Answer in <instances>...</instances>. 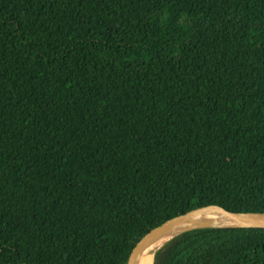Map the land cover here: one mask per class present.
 I'll use <instances>...</instances> for the list:
<instances>
[{
	"label": "trees",
	"instance_id": "1",
	"mask_svg": "<svg viewBox=\"0 0 264 264\" xmlns=\"http://www.w3.org/2000/svg\"><path fill=\"white\" fill-rule=\"evenodd\" d=\"M208 205L264 214V0H0V264H128ZM153 264H264V229Z\"/></svg>",
	"mask_w": 264,
	"mask_h": 264
},
{
	"label": "water",
	"instance_id": "2",
	"mask_svg": "<svg viewBox=\"0 0 264 264\" xmlns=\"http://www.w3.org/2000/svg\"><path fill=\"white\" fill-rule=\"evenodd\" d=\"M208 211H215L222 213L224 216L233 219L236 222V225H212V226H200V225H192L186 228L181 229L178 233L175 235L195 229V228H201V227H213V226H219V227H244V228H263L264 229V218H248V216H260L264 217V214H242V213H236L233 211H230L222 206L219 205H208L204 207H199L196 209H193L185 214L179 215L173 219H170L157 227L153 228L150 232H148L145 236H143L133 247L132 252L130 253L128 264H137V260L139 257V254L142 252V250L153 240H155L157 237L162 235L164 232L180 228L189 218L195 217L196 215H199L203 212ZM174 235V236H175ZM172 236V237H174ZM171 237V238H172ZM170 238V239H171ZM169 240V239H168Z\"/></svg>",
	"mask_w": 264,
	"mask_h": 264
},
{
	"label": "bare ground",
	"instance_id": "3",
	"mask_svg": "<svg viewBox=\"0 0 264 264\" xmlns=\"http://www.w3.org/2000/svg\"><path fill=\"white\" fill-rule=\"evenodd\" d=\"M248 218H264L260 216H248ZM212 226V225H236L233 219L224 216L222 213L215 211L203 212L195 217L189 218L180 228L164 232L151 243H149L139 254L137 264H153L154 252L164 242L178 233L181 229L192 226Z\"/></svg>",
	"mask_w": 264,
	"mask_h": 264
}]
</instances>
